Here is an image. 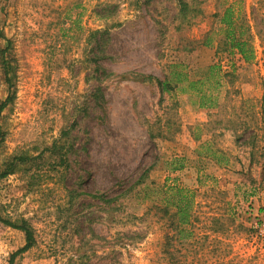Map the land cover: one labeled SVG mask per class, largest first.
I'll list each match as a JSON object with an SVG mask.
<instances>
[{"label":"rangeland","instance_id":"obj_1","mask_svg":"<svg viewBox=\"0 0 264 264\" xmlns=\"http://www.w3.org/2000/svg\"><path fill=\"white\" fill-rule=\"evenodd\" d=\"M186 1L0 0V264H264V0Z\"/></svg>","mask_w":264,"mask_h":264},{"label":"trees","instance_id":"obj_2","mask_svg":"<svg viewBox=\"0 0 264 264\" xmlns=\"http://www.w3.org/2000/svg\"><path fill=\"white\" fill-rule=\"evenodd\" d=\"M179 1H180V6H181L180 11L185 12V10L189 6L188 2L186 0H179ZM223 22L226 25L225 37H226V42L228 43V47L238 49L239 53L243 56V58L246 61H249L252 57L251 56L252 55V49L247 48V46L249 45V41L247 39L243 38L242 35L237 34L238 25L234 21V18L232 16L230 9H227L226 12L224 13ZM98 32H101V30H98ZM8 43H9V39H8ZM9 54H10V44H8V46L3 49L2 57H3V66H4L5 74H6V81L9 85H11V82H10L11 69H10V63L7 60V57ZM210 69H212V70L218 69V71L220 70L219 73H222L221 67L217 64L211 65ZM182 75L183 74L180 72L177 73L178 78L175 81V84L168 78H166L164 80L159 79V78H156V79H157V82H158L159 87L161 88L162 92H164L166 89L171 90L172 87H175L176 84L181 82L183 80ZM149 78H152V76H149ZM190 85L193 86L194 82H190ZM11 100H12V96L10 94L6 98V100L1 104L0 112L3 111V109L10 103ZM3 135H4L3 131L0 128V143L3 140ZM59 147L60 146L58 145V143L56 141V142H54L53 146L48 147V149L55 152ZM262 155H263V162H262L261 176H262V178H264V152ZM39 157H41V154L36 155V156H33L31 154H27V153L14 155L10 159V161L7 162V166L5 168H3L2 171H0V179L5 178L6 176L14 173L16 171L17 166H19L21 164L29 163V162L31 163L34 161V159H38ZM144 181H145V176H142L136 182V184H141ZM168 189L172 192L170 198L173 201V204L178 207V212L180 215V218H179L180 222L181 223H188L189 222V216H190V207H191L192 198H193V194L191 193L192 191L190 189H187V188H184L180 185H175V184L170 185ZM132 190H133V187L130 188L129 190H127V192H125V194H123L122 197L125 196L126 194L130 193V191H132ZM114 201L117 203L121 202L120 196H116ZM1 219L6 224H8L12 227H15V228H19L25 232V236H26L25 245L23 247H21L20 249H18L16 252H14L12 254L11 259H10V264H14V258L16 255L23 253L24 251H27L28 249H30L34 245V243L36 241L35 233H34L33 228L29 225V223L26 220H22V221L18 222V221H12V220L6 219V218H1ZM126 244H129V243H126Z\"/></svg>","mask_w":264,"mask_h":264}]
</instances>
